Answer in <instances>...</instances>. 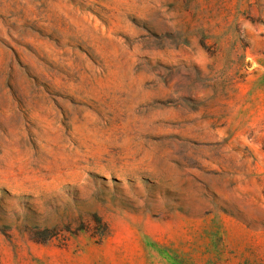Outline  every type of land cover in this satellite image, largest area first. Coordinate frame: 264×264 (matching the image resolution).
Returning a JSON list of instances; mask_svg holds the SVG:
<instances>
[{
	"label": "rangeland",
	"instance_id": "1",
	"mask_svg": "<svg viewBox=\"0 0 264 264\" xmlns=\"http://www.w3.org/2000/svg\"><path fill=\"white\" fill-rule=\"evenodd\" d=\"M0 264H264V0H0Z\"/></svg>",
	"mask_w": 264,
	"mask_h": 264
}]
</instances>
